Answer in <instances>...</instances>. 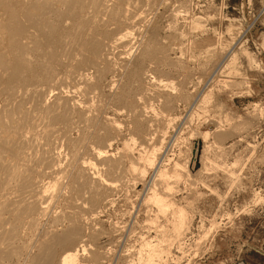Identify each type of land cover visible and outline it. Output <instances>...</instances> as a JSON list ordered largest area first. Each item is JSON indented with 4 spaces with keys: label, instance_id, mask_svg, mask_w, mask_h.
Returning a JSON list of instances; mask_svg holds the SVG:
<instances>
[{
    "label": "bare ground",
    "instance_id": "obj_1",
    "mask_svg": "<svg viewBox=\"0 0 264 264\" xmlns=\"http://www.w3.org/2000/svg\"><path fill=\"white\" fill-rule=\"evenodd\" d=\"M129 1L136 0H0V95L7 97L0 114V264H80L83 256L88 264H169L172 249H182L187 216L174 208L171 184L187 168L174 163L180 172L173 166L169 172L159 163L164 143L155 141V122L189 99L181 91L184 80L178 89L159 75L183 68L154 30L148 34L139 25L147 12ZM53 14L54 22H71L75 37L85 41L78 51L69 46L78 56L34 66L26 55L40 57L41 43L53 36ZM136 36L141 42L132 44ZM89 59L102 64L93 76L82 73ZM56 67L66 69L63 77L52 75ZM38 70L46 89L23 92L13 106L19 92L12 85ZM67 82L64 93L59 87ZM51 93L54 102L47 105ZM103 95L105 103L92 104ZM29 100L31 112L24 109ZM230 134L217 130L214 137L220 142ZM213 146L198 144V150ZM130 186L138 189L137 200L155 209L144 210L146 219H138L141 210L133 205L119 209L131 200ZM109 208L128 221H108L105 229L99 220Z\"/></svg>",
    "mask_w": 264,
    "mask_h": 264
},
{
    "label": "rangeland",
    "instance_id": "obj_2",
    "mask_svg": "<svg viewBox=\"0 0 264 264\" xmlns=\"http://www.w3.org/2000/svg\"><path fill=\"white\" fill-rule=\"evenodd\" d=\"M138 1H129L128 6H137L136 11L147 12L143 25H139L146 28L148 34L152 33L149 30H154L155 40L168 46L167 56L178 64L180 61L183 68V72L168 73L170 78L167 72L159 74L160 77L165 80L164 83L178 89L184 80L181 91L185 90L183 93L190 99L186 98V102L184 100L176 105L173 112L163 113L162 116L155 107L159 114L155 124L157 137L160 138L155 141L164 143L159 163L165 164L168 170L173 169L172 166L175 168L174 163H184L187 168L185 174L180 166L173 169L178 172L181 169L184 179L170 185L171 199L174 208L183 209L187 216L188 230L180 242L182 249H172L169 264H263L264 0ZM15 11L21 18L20 9L16 7ZM83 14L85 18L91 16L87 9ZM55 17L54 14L50 16V22L54 25L53 36L41 43L40 57L26 55L34 66L48 61L50 57L63 60L74 54L79 55V44L85 38L75 37L71 22H54ZM23 27L27 28V25L23 24ZM140 42L141 37L132 44ZM86 62L82 69L86 76H93L96 68L102 66L100 60L89 59ZM50 70L55 78H61L66 73V69L60 67ZM63 84L59 89L66 93L65 87L69 83ZM12 86L19 92L13 106L21 101L23 92L31 94L46 89L40 70L23 74L21 83ZM54 93L45 98L47 105L53 104ZM79 99L82 100V96ZM105 101L104 95L91 100L94 105H101ZM6 103L7 97L1 94L0 114L5 113ZM33 107L34 102L29 100L24 109L31 112ZM216 129L231 133V136L217 142L214 137ZM206 132L209 138H200ZM155 141L158 148L160 145ZM198 144L200 147L217 145L216 149L213 146L205 152L204 148L198 150ZM166 158L168 161H165ZM128 188V199L131 200L119 209L129 210L128 206L133 205L135 210H141L138 219L143 220L146 217L144 210L155 209L136 199L135 191L138 189L132 186ZM106 211L99 221L104 222L105 229H109L108 221L115 223L119 219L114 217L113 209ZM128 219L124 217L119 222ZM89 253L85 256H89ZM81 258L80 264H88V257Z\"/></svg>",
    "mask_w": 264,
    "mask_h": 264
},
{
    "label": "crops",
    "instance_id": "obj_3",
    "mask_svg": "<svg viewBox=\"0 0 264 264\" xmlns=\"http://www.w3.org/2000/svg\"><path fill=\"white\" fill-rule=\"evenodd\" d=\"M263 264H264V262H263Z\"/></svg>",
    "mask_w": 264,
    "mask_h": 264
}]
</instances>
